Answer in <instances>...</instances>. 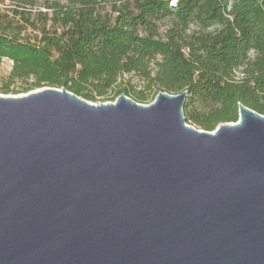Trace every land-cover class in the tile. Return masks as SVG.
<instances>
[{"label": "water", "instance_id": "95a60500", "mask_svg": "<svg viewBox=\"0 0 264 264\" xmlns=\"http://www.w3.org/2000/svg\"><path fill=\"white\" fill-rule=\"evenodd\" d=\"M187 95L0 97V264H264V116L200 131Z\"/></svg>", "mask_w": 264, "mask_h": 264}, {"label": "trees", "instance_id": "16d2710c", "mask_svg": "<svg viewBox=\"0 0 264 264\" xmlns=\"http://www.w3.org/2000/svg\"><path fill=\"white\" fill-rule=\"evenodd\" d=\"M0 1L11 3L0 6L4 95L47 87L147 104L187 92L184 116L206 132L237 123L241 106L264 116V0Z\"/></svg>", "mask_w": 264, "mask_h": 264}, {"label": "rangeland", "instance_id": "374dc122", "mask_svg": "<svg viewBox=\"0 0 264 264\" xmlns=\"http://www.w3.org/2000/svg\"><path fill=\"white\" fill-rule=\"evenodd\" d=\"M38 5L37 6H41L42 4V0H36ZM56 1H59L61 2L62 4H68L69 0H56ZM111 1V0H110ZM173 3L176 2V0H172ZM104 5V4H103ZM0 6L2 9H7L11 6V3L6 1V2H1L0 1ZM104 7H106L107 9L110 8L109 4L108 5H104ZM42 8V7H41ZM12 62L9 61V60H4L3 63L0 65V89L3 87V83L4 81H6L12 71ZM123 84H126L128 85V83H130L131 86H133L136 91H142L145 86H146V83L140 78L138 77L137 75H128V76H125L123 78ZM17 87H20V84L17 85ZM47 89V87L45 88H41V89H35L29 93H19V94H14V93H11V94H8V95H4L0 92V97H5V98H10V97H15V98H19V97H24V96H27L29 94H32V93H38L40 91H43ZM18 90V88H17ZM130 99H132L131 97H129ZM134 100V99H132ZM117 99H99L97 100V103H93V102H89L90 104H94V105H104V104H114L116 103ZM135 101V100H134ZM155 101V99H151L149 102H147V104H140V105H143V106H149L151 105L153 102ZM188 122V121H187ZM188 124L190 126H193L195 127L196 129L200 130V131H203L200 127L196 126V125H193L191 122H188ZM214 132V131H213ZM211 132V133H213Z\"/></svg>", "mask_w": 264, "mask_h": 264}, {"label": "built area", "instance_id": "2783aa9c", "mask_svg": "<svg viewBox=\"0 0 264 264\" xmlns=\"http://www.w3.org/2000/svg\"><path fill=\"white\" fill-rule=\"evenodd\" d=\"M176 2H174V4H175Z\"/></svg>", "mask_w": 264, "mask_h": 264}]
</instances>
